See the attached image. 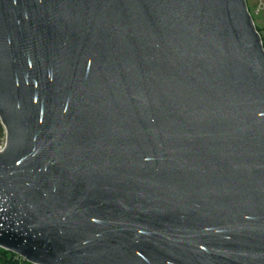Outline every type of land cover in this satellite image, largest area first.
I'll return each mask as SVG.
<instances>
[{
  "label": "water",
  "instance_id": "obj_1",
  "mask_svg": "<svg viewBox=\"0 0 264 264\" xmlns=\"http://www.w3.org/2000/svg\"><path fill=\"white\" fill-rule=\"evenodd\" d=\"M0 248L30 264H264V49L245 0H0Z\"/></svg>",
  "mask_w": 264,
  "mask_h": 264
},
{
  "label": "rangeland",
  "instance_id": "obj_2",
  "mask_svg": "<svg viewBox=\"0 0 264 264\" xmlns=\"http://www.w3.org/2000/svg\"><path fill=\"white\" fill-rule=\"evenodd\" d=\"M262 3L264 4V0H262ZM252 2L249 0L248 5L251 6ZM253 21L255 23V26L259 30L262 38L264 39V7L261 10L260 14L257 16H253ZM6 143V133L4 127L0 124V150L3 149Z\"/></svg>",
  "mask_w": 264,
  "mask_h": 264
},
{
  "label": "trees",
  "instance_id": "obj_3",
  "mask_svg": "<svg viewBox=\"0 0 264 264\" xmlns=\"http://www.w3.org/2000/svg\"><path fill=\"white\" fill-rule=\"evenodd\" d=\"M0 264H30V263L19 258L15 254L0 248Z\"/></svg>",
  "mask_w": 264,
  "mask_h": 264
},
{
  "label": "built area",
  "instance_id": "obj_4",
  "mask_svg": "<svg viewBox=\"0 0 264 264\" xmlns=\"http://www.w3.org/2000/svg\"><path fill=\"white\" fill-rule=\"evenodd\" d=\"M245 1H246L248 12H249V14H250V16H251V18L253 20V16H257V15L260 14L261 10L264 7V4L262 3V0H250L252 2V4L249 7V5H248V1L249 0H245ZM253 23H254V21H253ZM254 25H255V23H254ZM256 30L259 33L260 37H261V43H262V46H263V49H264V39L262 38V36H261L260 32L258 31L257 27H256Z\"/></svg>",
  "mask_w": 264,
  "mask_h": 264
}]
</instances>
